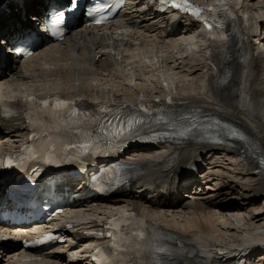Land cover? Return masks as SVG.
<instances>
[{"label":"bare ground","instance_id":"6f19581e","mask_svg":"<svg viewBox=\"0 0 264 264\" xmlns=\"http://www.w3.org/2000/svg\"><path fill=\"white\" fill-rule=\"evenodd\" d=\"M37 1L39 5L40 0ZM234 2L249 21L256 23V18L264 19V0ZM146 7L143 0H133L127 17L143 20L141 28H148L153 39L151 44L157 46L156 50L152 48V53L149 45L142 46L147 39L139 30L133 32V26L131 30L97 31V28L80 25L63 43L41 48L28 61L10 57L0 62V87L6 88L2 100L18 104L30 96L44 99L62 94L67 100L87 107L103 101L122 106L138 105L143 100L152 102L165 96L163 80L172 92H181L188 108L219 118L244 134L248 148L242 154L248 171L227 175L222 166L230 162L215 146L210 152L214 154V163L202 181L204 187L200 196L183 195L177 207H161L155 213L152 209L156 201L169 199L171 204L178 201V196H162L157 186L159 179L182 173L205 156L206 148L189 142L164 149H146L137 155L132 153L126 162L140 172L132 181L129 193L104 204L71 211L73 215L58 221L57 225L66 229L69 242L45 256L27 255L21 250L7 253L2 250L0 238V264H91V255L81 249L93 245L88 234L99 224L97 222L120 216L129 209L139 211L165 233L169 241L184 244L186 254L171 252L165 264H223L220 258L226 255L220 252L230 251L238 256L239 247L264 242V164L260 166L264 156V59L261 53L243 49L234 36L232 46L219 58L220 74L213 75L210 64L215 58L214 51L211 47L203 49L206 40L202 28L184 15L147 14ZM176 23L180 35L170 32ZM193 46L201 50V59L196 57L197 52L189 51ZM2 63L10 67L12 75L2 69ZM168 73L175 78L168 80ZM198 74L199 82L194 88L191 83ZM151 76L158 78L157 83L150 82ZM187 79H193L189 86ZM150 85H154V89L150 90ZM0 126V153L27 141L28 134L21 131V118L7 123L0 120ZM48 147L60 149L56 144ZM241 187L246 194L235 192V188ZM208 194L209 197L204 198ZM44 227L40 225L39 230H45L41 229ZM3 232L15 241L23 231L17 228ZM78 244L84 245L77 248Z\"/></svg>","mask_w":264,"mask_h":264},{"label":"snow or ice","instance_id":"6c2138e0","mask_svg":"<svg viewBox=\"0 0 264 264\" xmlns=\"http://www.w3.org/2000/svg\"><path fill=\"white\" fill-rule=\"evenodd\" d=\"M119 2H121V0H118V3ZM161 2L165 3V4L170 3L173 8L180 9L184 12H190L191 15L194 16L197 20L203 19L206 27H208L209 31L211 32L213 25L207 23L208 18L201 16L202 10L193 6L189 2V0H161ZM77 6H78V0H70V5H69L70 9L74 10ZM111 6H113V5H105L103 2H101L99 4H94L89 11V15H93L94 13L105 12L107 7H111ZM209 11H215V10L209 9ZM225 11H227V10L225 9ZM63 15H64L63 12L57 13L56 19L57 20L63 19ZM104 18L105 17L103 15H101L100 19H98L96 22L101 23ZM213 19H215V17H213ZM217 27H219V25H217ZM212 38L215 39L216 37L213 36ZM43 103L47 106L49 102L44 101ZM55 107L56 108L67 107V102L62 101V100H57L55 102ZM101 111H107V109H101ZM129 125L131 126V121L129 122ZM240 138L243 139L242 136ZM262 163H264V161H262ZM112 247L116 248L117 245L113 244ZM101 255H102V253H101ZM99 264H108V261H107V259H104V260L99 261Z\"/></svg>","mask_w":264,"mask_h":264},{"label":"rangeland","instance_id":"374dc122","mask_svg":"<svg viewBox=\"0 0 264 264\" xmlns=\"http://www.w3.org/2000/svg\"><path fill=\"white\" fill-rule=\"evenodd\" d=\"M168 76H169V77H168ZM197 77H199V74L195 77L196 79L193 78V79H195V80H194V82H192V83H191L190 81L193 80V79H187V80H186V85L189 86V84L191 83V84L193 85V87L195 88V87L197 86V83L199 82V81H198L199 79H198ZM166 78H168V80H169V79L171 80V78H175V77H174V75H172V73H168V74L166 75ZM157 79H158L157 77H152V76H151V77H150V82H151V83H155V82L157 81ZM197 79H198V80H197ZM152 80H153V81H152ZM189 82H190V83H189ZM156 83H157V82H156ZM195 85H196V86H195ZM150 86H151V85H150ZM182 86H184V85H182ZM151 89H154V85L151 86L150 90H151ZM226 164H228V163H226ZM222 167H224L223 170L226 172L227 175H230L231 172H235V173L241 172V173H244L246 170L248 171V166H246V165H244V164H242V163L239 164L238 166H235V164H233V163H232V164L229 163V165H224V166H222ZM250 173H252V171H251ZM248 181H250V179H249ZM243 189H245V188L243 187ZM246 189H247V188H246ZM246 189H245V190H246ZM234 190H235V192L238 193V194H246L245 191L242 190V187H241V188H235ZM209 195H210V194H208L207 197L204 196V198H208ZM261 204H263V202H261ZM189 219H192V217H190ZM191 222H192V221H191ZM261 260H262V259H261ZM2 262H3V261H2ZM255 264H264V261H263V262L261 261L260 263H259V262H256Z\"/></svg>","mask_w":264,"mask_h":264}]
</instances>
